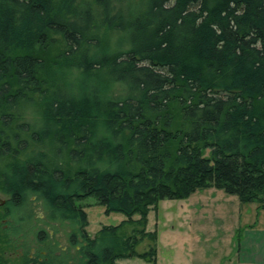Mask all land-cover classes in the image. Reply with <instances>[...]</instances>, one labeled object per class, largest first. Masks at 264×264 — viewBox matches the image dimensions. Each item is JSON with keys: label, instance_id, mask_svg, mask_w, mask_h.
<instances>
[{"label": "trees", "instance_id": "trees-1", "mask_svg": "<svg viewBox=\"0 0 264 264\" xmlns=\"http://www.w3.org/2000/svg\"><path fill=\"white\" fill-rule=\"evenodd\" d=\"M212 188L264 209V0H0L6 218L36 197L77 225L75 257L0 227V264L154 262L150 211ZM91 198L127 220L92 238Z\"/></svg>", "mask_w": 264, "mask_h": 264}, {"label": "rangeland", "instance_id": "rangeland-1", "mask_svg": "<svg viewBox=\"0 0 264 264\" xmlns=\"http://www.w3.org/2000/svg\"><path fill=\"white\" fill-rule=\"evenodd\" d=\"M112 42L115 43V39ZM57 51L52 53L53 57ZM30 117L31 113L27 119ZM0 194L7 203L9 197ZM27 205L22 211H13L5 223H0V227L9 229L6 238H13L11 233L15 232L19 244H25L34 252L39 247L36 233L43 230L62 248L69 247L75 257L76 249L70 247L69 240L77 225L50 220L45 203L36 197L30 198ZM83 205L87 213V233L92 238L103 227L117 226L127 220L122 214L107 213L93 198ZM23 218L26 220H21ZM138 219V216L133 218ZM147 232L157 234L156 260L149 262L136 257L116 264H263L264 261V209L257 204L241 203L237 196L215 188L200 189L186 200L161 201L148 215ZM151 246L153 242L146 239L137 247V252L146 253ZM15 250L6 253L10 264H22L24 250Z\"/></svg>", "mask_w": 264, "mask_h": 264}, {"label": "flooded vegetation", "instance_id": "flooded-vegetation-1", "mask_svg": "<svg viewBox=\"0 0 264 264\" xmlns=\"http://www.w3.org/2000/svg\"><path fill=\"white\" fill-rule=\"evenodd\" d=\"M5 222H6V200L1 199V194H0V223H5ZM11 235H12V233H11ZM51 242L54 246L57 245L58 250H60V251L57 250L56 255H60L61 252L62 253H69V250H70V249H68L69 247L62 248V246L59 245L56 241L52 240ZM69 243H70V247H72L71 246V240H69ZM43 254H45V252H43ZM39 261H41V259H39Z\"/></svg>", "mask_w": 264, "mask_h": 264}, {"label": "crops", "instance_id": "crops-1", "mask_svg": "<svg viewBox=\"0 0 264 264\" xmlns=\"http://www.w3.org/2000/svg\"><path fill=\"white\" fill-rule=\"evenodd\" d=\"M259 252L263 253V249H260ZM263 256H264V253H263ZM262 259H263V258H262ZM262 262H263V264H264V261H263V260H262Z\"/></svg>", "mask_w": 264, "mask_h": 264}]
</instances>
